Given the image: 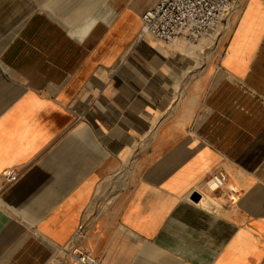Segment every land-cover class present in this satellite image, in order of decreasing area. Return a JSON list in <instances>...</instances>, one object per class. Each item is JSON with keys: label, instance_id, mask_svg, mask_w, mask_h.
<instances>
[{"label": "crops", "instance_id": "1", "mask_svg": "<svg viewBox=\"0 0 264 264\" xmlns=\"http://www.w3.org/2000/svg\"><path fill=\"white\" fill-rule=\"evenodd\" d=\"M241 1L162 44L156 0H0V264H264V0Z\"/></svg>", "mask_w": 264, "mask_h": 264}, {"label": "built area", "instance_id": "2", "mask_svg": "<svg viewBox=\"0 0 264 264\" xmlns=\"http://www.w3.org/2000/svg\"><path fill=\"white\" fill-rule=\"evenodd\" d=\"M140 15L139 33L150 36L162 44L177 39L196 43L201 38H216L218 28L237 8L238 0H156ZM216 34V35H215ZM18 174L13 170L1 175L6 184L15 181ZM204 182L208 192H216L224 185L222 169L211 172ZM71 261L79 264H98L95 257L81 248H64Z\"/></svg>", "mask_w": 264, "mask_h": 264}, {"label": "rangeland", "instance_id": "3", "mask_svg": "<svg viewBox=\"0 0 264 264\" xmlns=\"http://www.w3.org/2000/svg\"><path fill=\"white\" fill-rule=\"evenodd\" d=\"M243 1H244V0H242V1L240 2L241 5H242ZM241 5H240V7H241ZM238 8H239V7H238ZM238 8H236L234 11H236ZM142 12H143V11H142ZM142 12H141V13H142ZM141 13H140V14H141ZM81 15H82V14H81ZM83 15H85V14H83ZM228 19H229V17L227 18V20H228ZM227 20H226V21H227ZM215 35H216V34H215ZM213 37H214V36H213ZM65 252H66V251H65Z\"/></svg>", "mask_w": 264, "mask_h": 264}, {"label": "water", "instance_id": "4", "mask_svg": "<svg viewBox=\"0 0 264 264\" xmlns=\"http://www.w3.org/2000/svg\"><path fill=\"white\" fill-rule=\"evenodd\" d=\"M195 199H198V196H194Z\"/></svg>", "mask_w": 264, "mask_h": 264}]
</instances>
